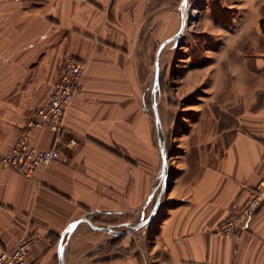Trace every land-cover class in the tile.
<instances>
[{"label":"crops","instance_id":"obj_1","mask_svg":"<svg viewBox=\"0 0 264 264\" xmlns=\"http://www.w3.org/2000/svg\"><path fill=\"white\" fill-rule=\"evenodd\" d=\"M221 1L245 23L221 47L214 115L182 154L154 233H126L117 257L101 262L100 229L81 221L64 237L65 264H264V203L237 236L217 232L264 176V0ZM178 2L0 0V156L50 97L64 60L87 66L62 132L29 130L59 158L32 177L0 165V252L30 238L27 264H59L61 235L77 219L131 216L147 203L162 166L144 98L149 52L181 28Z\"/></svg>","mask_w":264,"mask_h":264},{"label":"rangeland","instance_id":"obj_2","mask_svg":"<svg viewBox=\"0 0 264 264\" xmlns=\"http://www.w3.org/2000/svg\"><path fill=\"white\" fill-rule=\"evenodd\" d=\"M178 3L180 5V0ZM188 7L199 9L200 12L193 15L187 14V24L183 35L163 47L159 82L155 90V99L166 135L168 150L167 186L168 183H171L173 176L179 172V161H181L186 148H194L192 144L199 137L200 130L206 123H209V120L211 121L209 117L213 113L215 103L213 76L216 72L218 55L225 41L234 40L241 34L240 28H236L235 24L245 23V18H241L242 16L239 18L240 11L237 7H225L221 0H189ZM243 37L245 34L242 39H238L244 40ZM160 41L161 39H158L151 46L149 76L144 86L146 90L144 98L153 123L155 116L152 92L157 72L156 64ZM160 157L159 151V161ZM161 167L159 164L151 201L136 211V214L131 216L128 214L102 216L100 214L97 217L95 215L96 224L112 229L110 232L104 230L95 232L97 234L95 242L99 245L96 247L95 253L97 252L100 256L96 260L104 262L115 259L117 253L114 250L129 243V241L123 240V236L128 233L126 230L150 216L157 205L163 182L164 175ZM165 193L166 190L161 202ZM156 214L150 222L130 233L136 237L154 233ZM85 224L91 226L87 221ZM118 231H122V235ZM103 242L105 244H102ZM134 243L141 244L140 241H134ZM109 252V257L101 256Z\"/></svg>","mask_w":264,"mask_h":264},{"label":"built area","instance_id":"obj_3","mask_svg":"<svg viewBox=\"0 0 264 264\" xmlns=\"http://www.w3.org/2000/svg\"><path fill=\"white\" fill-rule=\"evenodd\" d=\"M85 61L67 57L54 81L50 97L41 103L27 122L12 146L0 156V165L7 166L25 177H32L40 166L48 165L60 156L56 147L39 148L30 142L29 130L48 127L60 134L65 117L76 93L81 89ZM264 203V176L251 189L240 204L232 206L229 216L217 226V232L237 236L245 230L260 206ZM32 239H22L11 250L0 252V264H27Z\"/></svg>","mask_w":264,"mask_h":264},{"label":"water","instance_id":"obj_4","mask_svg":"<svg viewBox=\"0 0 264 264\" xmlns=\"http://www.w3.org/2000/svg\"><path fill=\"white\" fill-rule=\"evenodd\" d=\"M188 2H189V0H181V3H180L181 16H182L181 28L177 31V33L175 35H173L172 37H169L166 40H164L163 42H161L160 47L158 49V54H157V64H156L157 72H156V76H155V80H154V87H153V92H152V105H153V109H154L158 145H159V150H160L161 158H162L161 171H162V173L164 175L163 182H162V185H161V190H160L159 196H158V202H157V205L152 210L150 216L147 219L140 220V222H138L137 224H135L134 226H132L131 228L126 230V232H128V233L137 230L143 224H146V223H148V222H150L152 220V218L155 216L156 212L159 209V206H160V203H161V198H162V196H163V194H164V192H165V190L167 188L166 171H167V166H168V150H167V144H166V135H165V132H164V129H163L159 108L157 106L156 99H155V90H156V87H157L158 82H159V75H160V71H161L160 70L161 69L160 58H161V54H162V49L169 42H171V41H173L175 39H178V38H180L183 35L185 27H186V24H187L186 14H187ZM151 195L149 196V198L147 200V204L151 201V198H152ZM81 221H87L92 227H94L96 229L104 230V231H107V232L112 231V229L109 228V227L101 226V225L96 224L91 218H89L87 216H83V217L77 219L70 226H68L64 230L62 235H61V239H60V243H59V264H65V255H64V247H63L64 237L66 235L69 236L72 233V231L74 230L75 226L78 223H80ZM118 233L121 234L123 232L122 231H118Z\"/></svg>","mask_w":264,"mask_h":264},{"label":"bare ground","instance_id":"obj_5","mask_svg":"<svg viewBox=\"0 0 264 264\" xmlns=\"http://www.w3.org/2000/svg\"><path fill=\"white\" fill-rule=\"evenodd\" d=\"M187 8H188V9H187V11H188L187 14H192V15H193V14H198V13L200 12L199 9H196V8H193V9H192V8H189L188 5H187ZM187 14H186V18H187Z\"/></svg>","mask_w":264,"mask_h":264},{"label":"trees","instance_id":"obj_6","mask_svg":"<svg viewBox=\"0 0 264 264\" xmlns=\"http://www.w3.org/2000/svg\"><path fill=\"white\" fill-rule=\"evenodd\" d=\"M262 23H264V20H262Z\"/></svg>","mask_w":264,"mask_h":264}]
</instances>
